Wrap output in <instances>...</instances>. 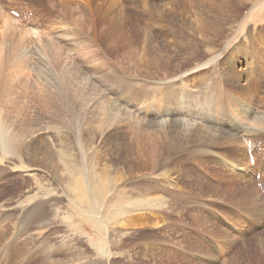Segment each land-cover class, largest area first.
I'll list each match as a JSON object with an SVG mask.
<instances>
[{
    "label": "rangeland",
    "instance_id": "obj_1",
    "mask_svg": "<svg viewBox=\"0 0 264 264\" xmlns=\"http://www.w3.org/2000/svg\"><path fill=\"white\" fill-rule=\"evenodd\" d=\"M3 1L0 264H264V0Z\"/></svg>",
    "mask_w": 264,
    "mask_h": 264
},
{
    "label": "bare ground",
    "instance_id": "obj_2",
    "mask_svg": "<svg viewBox=\"0 0 264 264\" xmlns=\"http://www.w3.org/2000/svg\"><path fill=\"white\" fill-rule=\"evenodd\" d=\"M56 1V0H55ZM131 1H133V2H137L138 0H131ZM140 1V0H139ZM3 0H0V20H1V24H6V22H8L9 20L10 21H12V22H14L15 24H18V22H16L15 21V18L13 17V16H11V15H9V14H7V13H5V10H4V8H3ZM32 2L34 3V4H38V3H41L42 4V6L44 7V8H47L48 6H49V1L47 0V2H46V0H32ZM78 2L79 3H81L82 5H85L87 8L84 10V11H86V10H93V7H95V6H97L98 5V3H100L101 5H103V6H109L110 8H113L115 5H116V9H119V10H122L125 6V4L123 5L119 0H69V2H68V4H67V7H66V10H68L69 12H70V14L72 15V11H71V9H70V5H78ZM205 2V1H204ZM32 3V4H33ZM126 3H127V1H126ZM203 3V2H202ZM53 4V3H52ZM55 4V3H54ZM143 4V3H142ZM141 4V5H142ZM56 6V5H55ZM133 6V5H132ZM75 7V6H74ZM109 7H107V8H109ZM128 7V6H127ZM131 7V5L129 4V8ZM134 7H136V6H134ZM53 8V7H52ZM106 8V9H107ZM126 8V7H125ZM128 8V9H129ZM57 9H59L58 8V6H57ZM127 9V8H126ZM130 9H132L133 10V8L131 7ZM76 10V9H75ZM83 9H81V11H82ZM105 10V9H104ZM90 11V12H91ZM128 11V10H127ZM53 13V12H52ZM55 13V12H54ZM74 14H75V12H74ZM61 17V16H60ZM68 17V16H67ZM70 19V18H69ZM72 19H74V18H72ZM8 27V26H7ZM63 158V157H62ZM64 160H65V158H63ZM72 159V158H71ZM70 159V163H73L72 161L73 160H71ZM69 160V159H68ZM66 161V160H65ZM64 168H66V165L64 164ZM69 167V166H68ZM74 171V170H73ZM73 172H71V174L70 175H68L69 177L71 176V175H73L72 174ZM75 174H77V173H75ZM75 176H73V178H74ZM78 176H76V179H78L77 178ZM70 178H72V177H70ZM72 178V179H73ZM76 179H73V180H75V181H77ZM71 190V189H70ZM94 207V206H93ZM95 208V207H94Z\"/></svg>",
    "mask_w": 264,
    "mask_h": 264
}]
</instances>
